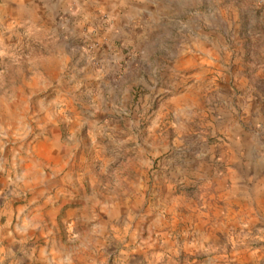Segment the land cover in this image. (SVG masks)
I'll return each instance as SVG.
<instances>
[{
    "label": "rangeland",
    "instance_id": "374dc122",
    "mask_svg": "<svg viewBox=\"0 0 264 264\" xmlns=\"http://www.w3.org/2000/svg\"><path fill=\"white\" fill-rule=\"evenodd\" d=\"M177 1L0 0V264H264V0Z\"/></svg>",
    "mask_w": 264,
    "mask_h": 264
},
{
    "label": "crops",
    "instance_id": "0c3cea01",
    "mask_svg": "<svg viewBox=\"0 0 264 264\" xmlns=\"http://www.w3.org/2000/svg\"><path fill=\"white\" fill-rule=\"evenodd\" d=\"M93 4L97 5L98 10H102L103 12H108L112 14L113 9H117L118 16L121 18H126L129 16L127 13L135 12L136 14L144 15L147 14L150 17L154 16V14L159 15L161 12L167 10V5H177V0H89ZM125 6H129L128 10H125ZM112 29V28H111ZM111 29L108 30L111 32ZM190 59V58H189ZM58 251V250H57ZM60 254L67 255L64 251L60 252ZM58 256V255H57ZM55 257H53V261H55ZM50 261V258H48ZM61 262V261H60Z\"/></svg>",
    "mask_w": 264,
    "mask_h": 264
}]
</instances>
